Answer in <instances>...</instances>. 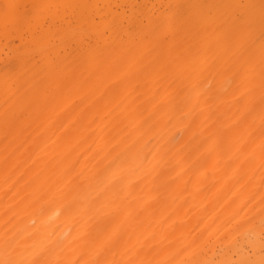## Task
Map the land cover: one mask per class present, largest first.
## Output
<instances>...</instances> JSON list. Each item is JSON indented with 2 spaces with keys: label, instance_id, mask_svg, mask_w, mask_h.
Instances as JSON below:
<instances>
[{
  "label": "bare ground",
  "instance_id": "1",
  "mask_svg": "<svg viewBox=\"0 0 264 264\" xmlns=\"http://www.w3.org/2000/svg\"><path fill=\"white\" fill-rule=\"evenodd\" d=\"M164 3L0 0V264H264V0Z\"/></svg>",
  "mask_w": 264,
  "mask_h": 264
},
{
  "label": "rangeland",
  "instance_id": "2",
  "mask_svg": "<svg viewBox=\"0 0 264 264\" xmlns=\"http://www.w3.org/2000/svg\"><path fill=\"white\" fill-rule=\"evenodd\" d=\"M21 1H22V0H21ZM21 3H22V2H21ZM165 3H166V0H165ZM165 3H164V4H165ZM25 5H26V4H25ZM29 5H30V4L27 5V9H26V10H27V12L29 11V13H30ZM30 6H31V5H30ZM165 6H166V5H165ZM165 6L163 5V7H165ZM31 7H33V6H31ZM31 7H30V8H31ZM31 9H32V8H31ZM34 9L36 10L35 5H34ZM26 10H25V11H26ZM21 11H22V8H21ZM25 11H24V13H25ZM32 11H33V9H32ZM27 12H26V15H24V13H23V16H22V17H24V19L27 18V16H28ZM36 12H37V10H36ZM36 12L34 11V12H32V13L35 14ZM32 13H31V15H33ZM42 13H43V12H42ZM29 15H30V14H29ZM42 15H43V14H42ZM33 16H34V15H33ZM28 17H29V16H28ZM31 17H32V16H31ZM31 17H29V18H31ZM35 19H38V18H35V16H34V17L31 19V20H33V21L30 22L29 27L27 26L28 29H27V27H25V30H26V31L22 34V35L25 36V37H22V35H21V38L23 39V40H22V43L20 42L21 39L18 38V37H14L15 39L17 38V40L14 41V40H15L14 38H10V39H9V36H8V37H6L7 40L9 39V42H8L6 39H4L5 36H4L3 38L0 36V39H2V40H0V42H1V43H0V44H1V45H0V55H1V56H0V67L3 65L2 68H0V69H2V70H0V73H1L2 71H5V70H12V69H13V70H12L11 72L13 73L14 69H16L15 71H16L17 73H16L15 71H14V73H16V74L19 75L18 78H19V81H20V79L22 78L20 75H22L23 73H26L27 75H29L28 72L34 73V72H35L34 69H35V68H38L39 65H40V68H38V69L40 70L41 68H43L44 72H45V71L48 72V70L52 67V66H50V65H52V64H51V63L49 64V63L47 62L48 59L46 60V58L44 59V61L46 60L45 62L48 63V64H47V66H46V64L43 65V66H46V68L49 66L50 68L48 67L49 69L47 68L48 70H46L45 67H41V65L44 64L45 62H43V60L41 61V62H43L42 64H41V62H39V59H41L42 56L36 52L37 49L35 48L34 43L30 40V39H32V38H30L31 36H30L29 34L32 32V30H33V31L35 30V29L32 28L31 24H34V25L36 26V24H35V23H36ZM28 21H29V20L26 19V22H28ZM26 22H25V24H26ZM25 24H24V25H25ZM27 24H29V22H28ZM34 25H33V26H34ZM46 25L49 26L48 24H46ZM7 26H9V28H10V25H7ZM30 26H31V27H30ZM61 26H62V27H61ZM55 27H56L57 29H56ZM65 27H67V26H65L64 24L61 25V23H58L57 26H51V28H52L53 31H54V30L59 31V32H57V31L55 32V35L58 34L57 37H56V36L54 35L53 31L51 30V32H52L51 35L53 34V35L55 36V39H53V40H55V43H56L55 45H56V46H54V49H56V50H58V51L61 50V49H58V47H59V48H63L62 50L65 51V48H66L68 45H69L68 47H69L70 49H72V46H73L74 49L76 48V45L73 44V43H71V42H75V40H73L74 38H70L71 40L68 41L69 44H68V42L66 43V44H68V45L64 44V41H63V40H60V38H58L59 36L62 38L61 35L66 34V33L68 32V31H67V32L65 33V31L68 30V28L66 29ZM29 28H30V29H29ZM51 28H50V29H51ZM61 28L66 29V30L63 31ZM58 29H59V30H58ZM69 29H70V28H69ZM27 30H28V31H27ZM29 30H30L31 32H30ZM61 30H62L63 32H62ZM1 31H2V30H0V33H1ZM29 32H30V33H29ZM60 32H61V33H60ZM25 33H26V35H25ZM62 33H63V34H62ZM53 35L50 36L48 40H50L52 37L54 38ZM2 36H3V35H2ZM13 36H15V35H11L10 37H13ZM29 36H30V37H29ZM26 37H27V38H26ZM56 38L60 40V41L58 40L60 43H58V41L56 40ZM11 40H12V41H11ZM28 40H30V41H28ZM53 40L51 39V41H53ZM24 41H25V42H24ZM5 42H6V43L8 42V43H7V45L4 46ZM13 42H14V43H13ZM29 42H31L33 45H30ZM53 42H54V41H53ZM61 42H62V43H61ZM10 43H12V44H10ZM20 43H21V46L19 45ZM23 43H25V44H23ZM70 43H71V45H70ZM26 44H27V45L29 44V45L27 46ZM58 44H59V45H62V44H63L62 46H64V47H62V46H57ZM12 45H13V46H12ZM6 46H8V47H6ZM9 46H12V47H10L11 50L9 49ZM15 46H16V47L18 46V47H17L18 49H17V48L15 49ZM22 46H23V48H24V46H26L27 48H24V49H25L27 52L30 51L31 53H30V52H29V53L26 52L27 55H24V53L22 52V51L24 50V49L22 48ZM32 46H34L35 49H34ZM70 46H71V47H70ZM3 47H5V49H3ZM68 47H67V49H66V52H63L62 50L59 51V56H60V55L62 56V54H63V57H62V58H65V59H66L69 55L73 56V55L76 54V51H75L76 49H75L74 51H71V50L68 49ZM12 48H13V50H14V49L16 50V51L14 50L15 53L13 52ZM31 48H32V49H31ZM22 49H23V50H22ZM54 49H53V50H54ZM3 50H4V51H3ZM9 50H10V51H9ZM25 50H24V51H25ZM31 50H32V51L34 50V52H32ZM56 50H54V51H56ZM72 50H73V49H72ZM2 51H3V52H2ZM18 51H19V52H18ZM20 51H21L22 53H21ZM58 51H57V52H58ZM5 52H6V53L9 52V53H7V55L11 56V58H10L9 56L7 57V55H5V54H6ZM11 52L14 53V54H12ZM67 52H68L69 54H67ZM71 52H73V53H75V54H73V53H71ZM3 53H4V54H3ZM16 53L20 54V55H17V56H16L17 58L14 56ZM26 53H25V54H26ZM32 53H33V54L35 53L36 56L33 57V54H32ZM60 53H61V54H60ZM64 53L66 54L67 57H66V56L64 57ZM29 54H30V55H29ZM35 54H34V55H35ZM12 55H13V56H12ZM21 56H22V57H21ZM23 56H24V57H23ZM27 56H29V57H28L29 59L26 58ZM61 56H60V57H61ZM18 57H19V58H18ZM32 57L35 59V61H37L36 59L39 58L38 61H37V66H38V67H36V65H35L36 62L34 61V59H33ZM52 57H53V56L51 55L50 58H52ZM8 58H9V59H8ZM22 58L26 59V60H25V65H24V63L20 62L21 60L24 61V59H22ZM31 58L33 59V61H32ZM2 59H3L4 61L7 59L8 61L6 60V61L4 62ZM16 60H17L18 62H17ZM19 60H20V61H19ZM27 60L29 61V62H28L29 65L26 64V61H27ZM30 60H31V61H30ZM49 60H50V59H49ZM56 60H57L56 58H53V59H52V62L54 63ZM1 61H3V62L1 63ZM11 61H12L13 63L15 62V63H18V64L16 65V64L14 63V64H15V65H14ZM8 62H9V63H8ZM31 62L34 63V64H33V65H32V64L30 65ZM7 63L10 64V65H4V64H7ZM11 63H12V64H11ZM55 63H56V62H55ZM19 64L22 65V66L24 65L25 67L23 66V69H22V68L20 67ZM18 65H19V66H18ZM53 65H55V64H53ZM4 66H5V67H4ZM17 66H18V67H17ZM29 66H30V67H29ZM33 66H35V67L32 69V70H34V72H33L32 70H30V68L33 67ZM12 67H13V68H12ZM26 67H27V69H28L29 71H28L27 69H24V68H26ZM18 68L21 69V71H20L21 73L19 72L20 74L18 73V71H19ZM38 69H36V73H38V71H39ZM51 69H53V68H51ZM51 69H50V70H51ZM23 70H25V71H23ZM50 70H49V71H50ZM26 71H28V72H26ZM41 71H42V69H41ZM41 71H39V72H41ZM7 72H8V71H5V74H6ZM42 72H43V71H42ZM2 73H4V72H2ZM8 73H9V75H10V78H9V79H11L12 82L14 81V82L16 83V85H17V81H18V79L16 78L17 76H16V75L14 76V75H13L14 73H13V74H12V73L10 74V71H9ZM8 73H7V76L5 77L6 81H7V77H9V76H8ZM5 74H4V76H5ZM26 74H25V75L23 74V76H25L26 79H28V78H30V76H32V74H31L30 76L27 77ZM1 75H3V74H0V76H1ZM11 75H12V77L14 76L15 79H16L17 81L13 80L14 77L11 78ZM26 79H25V80H26ZM23 80H24V77L22 78V83H23ZM8 81H9V80H8ZM10 82H11V81H10ZM7 83H9V82H7ZM18 83H20V84H18V85L21 86V82H18ZM8 85H9V84H8ZM19 86H17V87H19Z\"/></svg>",
  "mask_w": 264,
  "mask_h": 264
}]
</instances>
